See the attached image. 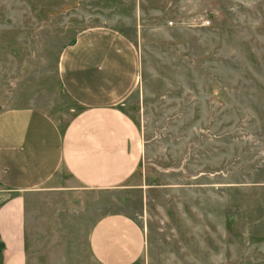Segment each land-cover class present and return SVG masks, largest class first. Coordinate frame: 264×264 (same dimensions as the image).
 <instances>
[{
	"label": "rangeland",
	"instance_id": "374dc122",
	"mask_svg": "<svg viewBox=\"0 0 264 264\" xmlns=\"http://www.w3.org/2000/svg\"><path fill=\"white\" fill-rule=\"evenodd\" d=\"M96 26L139 53L126 110L148 144L143 189L87 205L135 216L141 264H264V0H0V110L66 123L57 61Z\"/></svg>",
	"mask_w": 264,
	"mask_h": 264
},
{
	"label": "crops",
	"instance_id": "0c3cea01",
	"mask_svg": "<svg viewBox=\"0 0 264 264\" xmlns=\"http://www.w3.org/2000/svg\"><path fill=\"white\" fill-rule=\"evenodd\" d=\"M57 64L75 106L66 123L31 107L0 110V264H141L146 234L135 216L103 214L102 197L86 202L143 189L146 133L126 110L141 79L139 53L124 34L96 26ZM79 202L84 232L72 213Z\"/></svg>",
	"mask_w": 264,
	"mask_h": 264
}]
</instances>
